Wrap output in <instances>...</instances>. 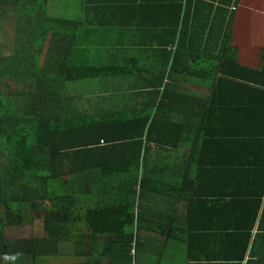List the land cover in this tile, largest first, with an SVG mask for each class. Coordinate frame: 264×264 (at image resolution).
<instances>
[{"label":"trees","instance_id":"obj_1","mask_svg":"<svg viewBox=\"0 0 264 264\" xmlns=\"http://www.w3.org/2000/svg\"><path fill=\"white\" fill-rule=\"evenodd\" d=\"M80 2L83 9L76 10L82 14L81 27L65 37V25L71 28L78 20L47 15L52 0H0V48L11 33L14 52L9 58L0 52V78L11 79V85L0 88V264H60L50 256L62 255L73 256L75 264H160L163 253L184 249L191 262L198 261L197 248L208 247L191 217L192 197H198L192 152L188 169L178 170V163L173 167L165 159L155 171L168 185L169 178L183 177L178 187L164 189L168 199L175 195L188 201V217L179 219L168 211L174 204L165 206L166 199H151L147 192L152 176L144 164L145 145L174 146L179 140L201 146L204 133L212 137L218 94L227 88L255 89L244 80L255 75L249 52L254 50V20L263 12L256 8L264 9V0ZM112 4L124 9L129 20H119ZM131 25L132 44L139 51H155L162 62L153 56L146 66L149 58L142 59L143 70L157 72L155 81L131 88V94L150 93L145 96L148 104L137 112L105 111L99 105L105 96L101 87L134 75L135 64L142 62L128 47L107 54V41L97 40L98 34L85 41L81 32L83 27L100 33L102 26ZM21 34L27 39L22 41ZM44 46L47 55L42 58ZM130 53L127 63L123 56ZM179 82L212 88L200 120L187 117L193 98L203 101L204 96L182 90ZM20 98L29 103L22 110L17 106ZM59 101L67 117H54ZM87 104L94 112H84ZM191 133H196L193 139ZM125 140L131 146L118 154ZM88 170L93 176L81 184ZM80 185L90 191L74 188ZM20 226L32 228V235L10 239L8 230ZM166 238L164 245L161 240ZM203 256L224 262L216 251Z\"/></svg>","mask_w":264,"mask_h":264},{"label":"crops","instance_id":"obj_2","mask_svg":"<svg viewBox=\"0 0 264 264\" xmlns=\"http://www.w3.org/2000/svg\"><path fill=\"white\" fill-rule=\"evenodd\" d=\"M81 2L78 5L80 10L83 9ZM112 6L110 10L116 8L114 14L119 20H129L124 9L116 4ZM256 9L263 12L254 20V33H252L254 50L250 49L249 52V56L254 60L255 75L250 80H244L248 81L245 84H251L255 89L229 90L227 88L218 94V103L217 101L214 103L215 108L213 104L214 111L217 113L216 119L214 118L215 124L211 125L212 137L204 133L201 146L196 145L197 143L189 145L179 140L175 141L174 146L159 148L154 146L153 142L145 145V149L148 147V155L144 164L148 166L153 179H157L158 175L155 171L161 167L165 159L171 161L173 167L178 163V170H181L179 168L188 169V153L192 152L190 162L196 177L194 189L198 197H192L191 217L208 247V250L197 248L196 254L200 255L198 261L191 262L187 257V250L184 249L167 255L163 253L159 260L160 264H264V9L259 7ZM111 11L104 13L103 16ZM98 17L101 20L102 17ZM70 19L78 20V23L71 28L65 25L63 30L65 37H72L77 32V26L81 27L82 14L78 12L77 16ZM83 33H85V41L93 40V37H89L93 34H98L97 40L107 41L109 44L107 54H113L119 48L128 47L135 51L134 55L141 62L142 59L149 58L146 66L152 63L153 56L156 54L155 51H139L132 44L135 41L134 25L127 29H122L120 26H102L100 33L87 32L83 27L81 34ZM98 57H104V54ZM130 58L131 53L123 56L124 60L128 59L127 63ZM154 58L157 62H162L158 61L162 58L161 56H154ZM144 67L143 62L135 64L134 75H126L101 87L102 95L104 93L105 96H102L99 105L103 106V110L137 112L148 104L145 96L150 93L131 94V88H140L144 83L150 86L155 81L154 75L157 72L153 74L150 70L145 71ZM132 68L130 71H133ZM178 84L182 90L190 88L194 92L192 94L204 96L203 101L193 98L192 104L189 105L192 114L187 118L200 120V112L208 107L204 106L205 99L211 98L212 88H200L196 85L191 87L187 82ZM133 103H139V105L131 107ZM83 106L80 104V107ZM89 106L91 104L86 105V107ZM220 107L222 109L219 110ZM144 109L149 111V108ZM130 125L129 122L126 127ZM194 135L191 133V139ZM173 137L179 138L176 134ZM118 142L121 141L118 140ZM122 142L125 144L117 147L118 154L131 146L126 140ZM195 145L196 148L193 150ZM169 180L171 189L172 186L178 187L183 177L179 175L178 178L175 177V180L170 178ZM168 200L175 205L174 208L168 207V211L175 212L179 219L188 217V201L180 197ZM161 241L167 245V238ZM207 251H216L224 262L217 263L212 258L211 260L204 258L203 252Z\"/></svg>","mask_w":264,"mask_h":264},{"label":"rangeland","instance_id":"obj_3","mask_svg":"<svg viewBox=\"0 0 264 264\" xmlns=\"http://www.w3.org/2000/svg\"><path fill=\"white\" fill-rule=\"evenodd\" d=\"M79 2H80V0H68V1L67 0H56L53 3V0H52V3L49 4V7H48L49 13L47 15H49V16L75 17L78 14V11L76 9H78ZM36 33H37L38 38L41 39L38 31ZM20 37L22 38V41H23L24 39H27L28 35L21 34ZM2 41L5 43V45H2V47L0 48V52L3 51L5 54H7L8 58H9L14 53V52H12L13 34L8 33L7 36L5 37V39H2ZM42 55H43L42 58H45V56L47 55V48L45 46L43 48ZM3 76H4V78H0V88H4V86L6 84L11 85V79L8 78L9 76H7V77H6V75H3ZM73 88H74V90H76L78 88V85L73 87ZM85 88H90V85L85 83ZM106 92L107 91H105V93ZM30 100L32 101L31 98H30ZM28 104L26 103V101L24 99H21V98L17 102V106L21 110L23 107H27ZM60 105H61V102L59 101V104H58L59 108L56 110L54 117L62 118V117H67L68 115H70L69 113H65L64 115L61 114L62 112H60ZM134 105L138 106L139 103H133V104H131V107H134ZM93 109L91 107H85L84 112L85 113H92V112H94ZM92 173H93V171L88 170L85 177L80 178V183L84 184L86 181V183L88 184V182L91 180V177L93 176ZM161 179H153L151 177H148L147 182H146L147 183L146 188H147L148 194L151 196V199L153 197H157L160 200L166 199L167 202L165 203V206H167L169 204V200L166 197V193L164 192V189L169 190L170 188H169V185L162 182ZM74 188L79 189V191H81V192H89L90 191L88 185H84V186L80 185V187H74ZM169 198H175V195H171ZM160 211L165 212V210L163 208H161ZM29 235H32V228H29L28 226L14 227V228H11L8 230V237L10 239L29 237ZM179 249H182V246H180ZM50 259L56 260L60 264H75L74 263L75 259L71 255H62V256H54V257L50 256ZM19 264H26V261L23 263H19Z\"/></svg>","mask_w":264,"mask_h":264},{"label":"bare ground","instance_id":"obj_4","mask_svg":"<svg viewBox=\"0 0 264 264\" xmlns=\"http://www.w3.org/2000/svg\"><path fill=\"white\" fill-rule=\"evenodd\" d=\"M8 253V252H7ZM1 254V253H0ZM16 254V253H15ZM1 257V256H0ZM3 259V258H2ZM10 259V258H9ZM1 260V259H0Z\"/></svg>","mask_w":264,"mask_h":264}]
</instances>
